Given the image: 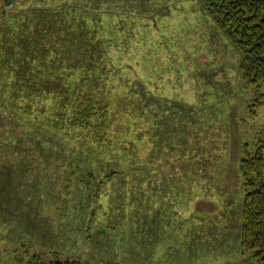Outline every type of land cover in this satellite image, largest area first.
I'll list each match as a JSON object with an SVG mask.
<instances>
[{
  "label": "rangeland",
  "instance_id": "374dc122",
  "mask_svg": "<svg viewBox=\"0 0 264 264\" xmlns=\"http://www.w3.org/2000/svg\"><path fill=\"white\" fill-rule=\"evenodd\" d=\"M61 1L0 0V23L29 3ZM88 1L126 13L156 45L149 88L167 106L157 119L172 127L171 144L159 143L167 150L158 164L168 165L154 191L146 172L116 175L106 194V183L39 166L0 194V264H257L240 248L239 159L245 143H264V85H247L200 0Z\"/></svg>",
  "mask_w": 264,
  "mask_h": 264
},
{
  "label": "trees",
  "instance_id": "16d2710c",
  "mask_svg": "<svg viewBox=\"0 0 264 264\" xmlns=\"http://www.w3.org/2000/svg\"><path fill=\"white\" fill-rule=\"evenodd\" d=\"M200 1L237 50L242 78L260 89L264 0ZM136 25L126 13L87 0L29 3L10 23H0V194L11 184L28 182L47 164L81 181L108 184L104 194L111 192L116 175L130 180L134 173L148 172L154 191L155 173L164 164H158L160 157L165 161L159 143L164 146L172 127L164 129L157 119L159 106L162 116L167 106L149 88L158 70L156 45L146 37L148 30L143 34ZM239 170L244 191L241 252L264 264L261 140L242 146ZM33 263L81 264L37 259Z\"/></svg>",
  "mask_w": 264,
  "mask_h": 264
},
{
  "label": "crops",
  "instance_id": "0c3cea01",
  "mask_svg": "<svg viewBox=\"0 0 264 264\" xmlns=\"http://www.w3.org/2000/svg\"><path fill=\"white\" fill-rule=\"evenodd\" d=\"M164 165H168V164H162L160 167H162V166H164ZM151 169H154V167L153 168H151ZM160 170V169H159Z\"/></svg>",
  "mask_w": 264,
  "mask_h": 264
}]
</instances>
